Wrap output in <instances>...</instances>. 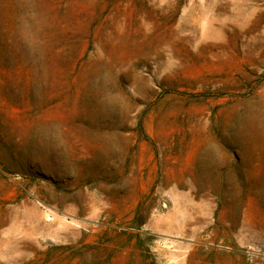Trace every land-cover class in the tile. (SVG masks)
<instances>
[{"label":"rangeland","instance_id":"obj_1","mask_svg":"<svg viewBox=\"0 0 264 264\" xmlns=\"http://www.w3.org/2000/svg\"><path fill=\"white\" fill-rule=\"evenodd\" d=\"M0 264H264V0H0Z\"/></svg>","mask_w":264,"mask_h":264}]
</instances>
